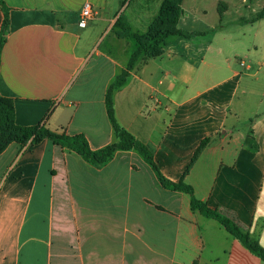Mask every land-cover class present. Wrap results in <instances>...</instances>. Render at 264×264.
<instances>
[{"label": "crops", "instance_id": "0c3cea01", "mask_svg": "<svg viewBox=\"0 0 264 264\" xmlns=\"http://www.w3.org/2000/svg\"><path fill=\"white\" fill-rule=\"evenodd\" d=\"M3 1L9 26L0 95L14 101L16 123L83 134L93 150L115 142L106 93L138 48L118 36L116 22L122 16L145 34L165 0ZM254 2L184 0L179 27L205 35L171 37L161 56H141L114 105L121 126L153 150L167 178L184 179L264 248V19L248 22L264 6L244 14ZM85 3L94 16L81 28ZM4 17L0 5V37ZM83 188L85 233L77 207ZM0 264L264 261L192 210L188 194L163 188L137 151L94 164L44 140L12 143L0 155Z\"/></svg>", "mask_w": 264, "mask_h": 264}, {"label": "trees", "instance_id": "16d2710c", "mask_svg": "<svg viewBox=\"0 0 264 264\" xmlns=\"http://www.w3.org/2000/svg\"><path fill=\"white\" fill-rule=\"evenodd\" d=\"M183 1L184 0H165L158 18L150 26L148 32L142 35L133 33L122 16L119 17L116 22L115 26L118 28V36L120 38H134L138 43V48L131 56L127 69L117 76L106 93V108L115 133V142L102 149L93 150L83 134L75 136H68L64 133L60 134L51 131L44 124L31 127L19 126L16 123L14 101L0 95V155L12 143H17L24 148L29 143L39 145L44 140L52 141L55 145L75 151L87 162L94 164H104L108 162L113 159L118 151L135 150L152 168L158 182L163 188L188 194L191 198L192 210L199 211L201 214L217 220L230 234L239 239L252 253L259 256L264 261V248H262L256 241L252 240L250 236L232 219L222 215L218 210L210 208L207 203L199 200L195 195L194 188L187 184L184 179H181L179 182H174L167 178L161 171L155 159L153 150L147 144L137 139L127 129L122 127L116 116L114 105L115 92L126 84L131 70L141 56L144 55L149 58H157L161 56L164 47L167 45L168 40L171 37L190 39L205 35V33L201 32H187L179 27L180 19L184 13L182 7ZM0 5L5 15L0 37L1 64V53L6 42V33L9 26V8L3 0H0ZM262 19H264V7L248 22L255 23ZM206 144L207 141H204L196 151L191 167L195 164L199 154Z\"/></svg>", "mask_w": 264, "mask_h": 264}, {"label": "rangeland", "instance_id": "374dc122", "mask_svg": "<svg viewBox=\"0 0 264 264\" xmlns=\"http://www.w3.org/2000/svg\"><path fill=\"white\" fill-rule=\"evenodd\" d=\"M263 6H264V0H255L252 10L250 9V10L244 12V14H246V16H250V14H252V13L254 14L253 11L260 10ZM229 20L230 19L228 18V21ZM260 82L262 83V81H260ZM260 82L258 83V85L260 88H263L262 85H264V84H261ZM261 91H262L261 89H257L256 92L254 93V96L249 98V101H247V107H248L247 111L250 112L251 109L254 110L253 108L255 107V105L257 104V102L260 98L259 95L261 94ZM263 110H264V107H262L260 109V111H263ZM78 196H79L80 202L77 203V207H79L80 211H81L80 221H81V226L83 227L82 230L85 233L87 229H90V225L89 226L87 225V221H86L87 217L85 215V191H84V188L80 189L78 191Z\"/></svg>", "mask_w": 264, "mask_h": 264}, {"label": "built area", "instance_id": "2783aa9c", "mask_svg": "<svg viewBox=\"0 0 264 264\" xmlns=\"http://www.w3.org/2000/svg\"><path fill=\"white\" fill-rule=\"evenodd\" d=\"M94 16V12L90 3H85L81 11V18L79 21V26L85 28L88 25V21ZM243 65V63H241Z\"/></svg>", "mask_w": 264, "mask_h": 264}]
</instances>
